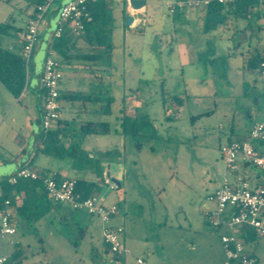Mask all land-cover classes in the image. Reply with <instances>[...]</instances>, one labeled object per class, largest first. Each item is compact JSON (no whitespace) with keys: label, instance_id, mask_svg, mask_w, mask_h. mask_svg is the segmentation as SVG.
I'll list each match as a JSON object with an SVG mask.
<instances>
[{"label":"rangeland","instance_id":"obj_1","mask_svg":"<svg viewBox=\"0 0 264 264\" xmlns=\"http://www.w3.org/2000/svg\"><path fill=\"white\" fill-rule=\"evenodd\" d=\"M61 1L56 0L54 8ZM33 9L27 0H0V23L13 27L10 36L0 37V46H21ZM47 18L48 15L39 29L36 48ZM145 19L144 28L132 29L125 21L123 28L115 31L112 62L117 102L108 118L111 130L108 134L87 136L83 143V148L94 157L98 152L114 148L121 152V166L116 163L119 160L108 162L111 169L107 168L108 164L104 166L105 178L94 180L91 195L103 205L117 206L115 219L124 228L122 240L131 253L115 260L104 252L97 218L85 213L92 223L87 234L80 237L78 231L68 230L69 242L62 240L58 246H25L27 258L34 253L46 258L48 264H136V257L144 258L147 264H223L225 260L221 243L223 231L212 229L204 213L207 205L213 206L208 197L220 186L225 174L221 147L228 140L240 139L252 124L264 123V85L258 76L242 68V54L247 53L248 46L240 42L237 31L242 27L249 31V26L255 23L237 18L233 19L231 30L221 26L202 34L196 21L174 25L165 5L160 3L152 8L150 1ZM259 31L264 38V27ZM251 40L252 46H256V40ZM78 50L95 52L82 40L78 41ZM35 58L34 48L31 60L25 65L26 83L21 100H16L17 97L9 92L13 97L12 105L4 111L7 115L14 107L15 111L20 107L29 110V119L19 127H23L20 131L22 144L31 145L32 130L39 140L35 130L38 125L33 118L40 106L41 91L33 89L32 81L33 64L41 58ZM74 62L69 68L75 72L72 76L75 85L84 81L86 90L82 93L92 94L88 83H95L97 79L93 62ZM142 72L146 80L137 85L134 80ZM70 76L65 74L67 80ZM244 82L249 87L245 88ZM136 88L142 100L139 114L148 116L160 139L155 153L150 151L149 145L137 152L119 133L122 129L121 99L133 97ZM0 91L8 93L2 83ZM176 98L182 100L180 105ZM61 105L62 115H67L70 102L61 100ZM10 121L11 117L6 124ZM80 136L76 131L75 138ZM17 144L0 143L1 154L7 156V165H17L20 160ZM257 146L264 153V141ZM48 159L55 163L68 162L67 159ZM108 173L115 175L111 178L119 181L120 187L110 189ZM257 173L259 171L253 168L247 174L239 171L238 175L247 176L252 183ZM17 237L0 236V253L10 254L14 249L10 241L14 242ZM246 250H253L260 264H264V238H259L255 246H247Z\"/></svg>","mask_w":264,"mask_h":264},{"label":"crops","instance_id":"obj_2","mask_svg":"<svg viewBox=\"0 0 264 264\" xmlns=\"http://www.w3.org/2000/svg\"><path fill=\"white\" fill-rule=\"evenodd\" d=\"M144 1L146 2V4L143 8L139 10H132L129 7L127 0H114L115 28L112 34L113 50L111 52V62L110 63L93 62L94 67H92V69L94 70V75L97 77V79L95 83H92V82L88 83L89 90L93 91V93L85 94V95L92 96V101H74V102L68 101L70 102L69 112L67 113V115H62L63 113L61 112L59 125L61 129H65L66 131V132L64 131V134L62 135L63 143L66 146H68L71 141L76 140L78 142L79 141L82 142L81 145L83 148V143L87 136L83 138L84 136L81 134V136L83 137L80 136V137L75 138V134H76V131L78 133H82L81 127L85 125H88V124L95 125L94 129H96L95 131H97L98 134H94V135H104V134H101L100 130H98L99 129L98 125L100 123H107L109 127L111 126L110 123L108 122V118L112 116L114 112V107L117 102V94L113 90V87H117V84L113 76L114 67H113V62H112L113 61L112 55L114 54V51L116 48V45L114 43L115 31L118 30L119 28H123L124 22L127 20L128 16H131L133 18V23L131 26H129L130 28L137 29L140 26L144 28L147 25V21L145 17L148 14V1H150L152 8L158 7L161 3V5H165L166 9L168 10L167 5L169 3L174 2L175 0H144ZM64 2L65 0H62L48 14L47 24L43 28V31H42L43 34H42L41 42L38 44L37 48L35 47V56H36L35 60L39 59V57L41 58L39 62L35 61V63L33 64V72L35 75L32 81L33 89L39 88L41 91L40 99H39L40 106L38 107V110L36 111V113H34V118H33L35 119L38 125L35 127V130L36 132L38 131V133H40V130H41L40 128L42 126V103H43V94H44V91L41 87V77H42L45 60L50 55V53H52L51 51H49V43H50V40L52 39L53 32L57 28L58 8ZM249 12H250V18L248 19L244 18V19L249 20V21L251 20V23L254 22L255 25L253 27H251L250 25L249 31L245 27L237 29L238 35L240 37V42L248 46L247 53L242 54V63H241L242 68L246 70H248L247 61H248L249 54H258L259 59L264 60V38L261 36L260 31H259L264 27V4H260V3L255 4L254 6L249 8ZM168 13L174 25L175 24L183 25L184 23L187 24L189 22H195V21L199 25L201 22L199 11L189 10V11L180 13L179 19L176 22L173 21V16L170 14L169 10H168ZM223 26L227 30L233 29V19L230 16H227ZM25 33L26 31L24 32L22 36L21 46L19 45L20 47L11 48V46H9L6 49L10 50L12 53H18L21 50L22 45L25 42L24 41ZM231 33L233 36L236 35V32L231 31ZM139 34H142V33L140 32ZM251 39L256 40L254 41V43H256V46L254 47L252 46L253 41ZM71 63L74 64L75 62L73 61ZM69 67L70 65L64 68L63 81L61 84V93H67V92L82 93L83 91L86 90V86H85L86 83L84 81H78L76 83L77 85H75V81L72 78L75 72ZM66 73H69V75H71L69 80H67L65 77ZM252 74L254 76H258L264 85V79L260 75L257 74V68L256 70L252 72ZM145 80L146 78H144V75L142 72L141 76L137 74V77L135 78L134 83L137 82L138 83L137 85H139L141 82ZM28 84H30L29 80H28ZM245 85L246 87H249V84L247 82H244V86ZM76 86L78 87L75 88ZM4 92L5 91H2V92L0 91V102L3 103V105H0V143L5 142V144L12 143L14 145L18 143L17 151L20 153L19 154L20 160L18 161L17 165H14L12 163L10 165L9 164L7 165L6 164L7 156L4 153L1 154V150H0V180L3 178H9L15 175L18 172V170H20L22 167H28L31 170L35 171L37 174L41 172H45L47 178L54 176L57 178L58 181H62L64 179H74V180L84 179L85 181H88V182H94V180L97 179L93 174L81 173V172H78L72 169L71 161L69 159H67L68 162L65 164L55 163V162L50 161V159L48 158H53V157L44 155L40 153L39 151H37V138L35 137V132L33 130H32V137L34 138H33L32 145L28 143L22 144V137H21L20 131L23 130V127L20 128L19 126L23 125V122L26 118L29 119V116L31 115V113L29 112V110H25V108L23 107H20L17 111H15L16 107H14L11 110L10 114L6 115L5 113L7 112V108L12 105L13 97L9 95V91L8 93H4ZM135 92L136 94L133 97H128L127 99L123 97L121 99L123 109L121 110V113L119 114V116L120 118H122L121 120L122 122L124 118H126L130 122L134 118H137L140 116L139 108L142 105V100L138 95L139 93L138 88L135 89ZM21 94L18 97V99L17 98L15 99L20 101ZM108 100L112 101L109 112H107V108H106ZM4 111L6 112L4 113ZM9 117H11L10 124H6L7 119ZM83 123H87V124H83ZM37 127H39V129ZM250 129L248 128V130H246L245 134H243V136L240 139L246 138L249 134ZM70 131H73V133H70ZM119 133L124 138V140H126V138L122 135V129H121V132ZM229 141L230 140H228V143ZM83 149L86 150L90 155L92 154L86 148H83ZM114 149L118 150L117 148H114ZM260 151L262 152V150ZM120 157L121 155L118 157L100 159L103 172H105L104 166L106 164H108L107 168L109 170L111 169V164H109L108 162H115V160H119L116 163L118 164V166H121L122 161H120ZM37 163L41 164V166H39L38 168H36ZM108 174L110 175V177H115V175H111L110 173ZM119 175L122 177L121 173ZM256 177L264 178V175H262L259 172L256 174L255 178ZM20 204H21V200H18L17 206H19ZM208 209H210V206L207 205L206 211ZM12 210L14 212L12 222L16 228V234L14 236L16 237L18 236V237L16 238L14 242L10 241V243L14 246V249L10 252V254L8 255L2 254V253L0 254L10 257L11 254L17 250L19 257L13 260L14 262L9 261L8 264H48V262H46V258H41V256L36 255L34 253L31 255V257L27 258L25 256L24 247L25 246L29 247L31 245L35 247L44 246L47 244H55L58 246L60 245V243H62L61 242L62 240H66L67 242H69V238L67 235L68 230H73V231L76 230L79 232V236L82 237L85 235V233L87 234L89 230L92 228V223H90V221L85 217L84 212L75 211L66 204L53 202L49 213L44 218H42L41 220L37 222H28L25 219H21L17 217L16 215V208L12 207ZM204 216H205V213H204ZM112 224L120 225V223L115 218L112 220ZM96 226H98L100 230V238L103 244L101 227H100V222L98 219H97ZM256 241H252L246 244L245 249H247V246H250V247L255 246ZM126 249L129 252L128 254H130L131 251L127 247ZM104 250L105 249H103V251ZM246 251L249 254L253 255L259 261V258L255 255V252H252L253 250L252 251L246 250ZM108 255L113 258V255L111 254H108ZM121 258L123 257H120V259ZM136 258H142V257H136ZM72 260H74V258Z\"/></svg>","mask_w":264,"mask_h":264},{"label":"built area","instance_id":"obj_3","mask_svg":"<svg viewBox=\"0 0 264 264\" xmlns=\"http://www.w3.org/2000/svg\"><path fill=\"white\" fill-rule=\"evenodd\" d=\"M97 0H67L58 8V24L53 36L58 38L67 27L76 36H80L85 23L91 21L88 5ZM264 4V0H246ZM56 0H45L37 7L34 17L28 21L24 36L23 58L25 65L31 60L33 50L39 37V29L44 18L54 9ZM129 4V0H127ZM212 0H175L167 5L171 15L176 12L199 11L210 5ZM227 5L234 0H217ZM64 66L55 55L50 53L44 63L41 77V87L44 91L42 103V127L53 130L57 127L62 110L61 84ZM257 73L264 79V60L257 68ZM264 141V124L256 122L249 134L242 140L231 141L221 147L220 152L225 162V174L220 187L208 197L213 205L205 212L206 223L214 230H222L224 264H260L259 261L245 249L241 235L246 230H252L259 238H264V178L256 177L251 183L247 176H238V172L249 173L256 168L264 175V154L257 147ZM39 180V175L28 167H22L8 178V183L15 185L19 180ZM44 186L49 198L54 203L66 204L75 211H81L96 217L100 222L102 240L113 256L124 257L129 252L123 243L124 228L113 225L112 220L118 214L116 205H103L96 197L81 198L76 193V180L64 179L57 181L55 177L44 180ZM111 190L116 185L111 183ZM14 212L10 202H5V208L0 212V236L9 238L16 234L12 219ZM9 257L0 254V264H7ZM136 264H146L143 258H136Z\"/></svg>","mask_w":264,"mask_h":264},{"label":"trees","instance_id":"obj_4","mask_svg":"<svg viewBox=\"0 0 264 264\" xmlns=\"http://www.w3.org/2000/svg\"><path fill=\"white\" fill-rule=\"evenodd\" d=\"M34 9L29 17L32 18L37 12V7L45 0H27ZM67 1V0H65ZM257 4V2L246 0H234V2L223 5L212 0L210 5L203 7L200 12V24L198 31L202 34H208L217 28L223 26L227 16L232 19L250 18L249 8ZM226 10V12H225ZM88 11L91 21L85 23V28L80 36H76L67 27L62 35L58 38L52 36L49 43V51H51L62 66L67 67L73 61L84 62H111V52L113 50L112 34L114 25V0H97L88 5ZM179 12L174 13L173 21L179 19ZM28 19V21H29ZM13 27L9 23H0V37L10 36ZM82 40L88 48L95 52L82 53L78 50V41ZM18 53H12L10 50L0 46V83L15 97H19L22 93L25 83V61L23 58V47ZM262 59L258 54H249L247 61V69L253 72L258 68ZM259 75V73H257ZM245 88L246 85L244 86ZM60 100L65 101H92V96L82 93H61ZM177 104L182 101L176 98ZM112 101L108 100L107 112L110 110ZM95 125L88 124L81 127L84 137L98 134ZM98 127L101 134H108L110 127L107 123H100ZM39 140H37V151L40 153L59 159H69L71 168L81 172L93 174L96 178L104 180L105 175L100 162L102 158H111L120 156V152L116 149L104 152H98L96 157L91 156L82 148L78 141H71L68 146L63 143L62 135L65 129H61L58 125L53 130H44L41 126ZM66 132V131H65ZM122 135L127 138L129 143L134 146L137 152H141L145 145H149L151 152L155 153L157 144L160 139L156 135V130L146 115H140L132 121L126 118L122 122ZM242 140V139H240ZM39 180H19L15 185L8 183V178L0 180V212L5 208V202L9 201L10 206L16 208V215L28 222H37L44 218L50 211L53 201L49 198L44 180L47 178L45 172L38 174ZM57 180V178L55 177ZM58 181V180H57ZM95 183L88 182L84 179L76 180L75 191L81 198H89L92 195ZM18 200L21 204L17 206ZM244 244L256 241L259 237L252 230H246L242 235ZM104 244V243H103ZM105 246V245H104ZM106 253L110 254V250L105 246ZM17 250L11 254L9 261L18 258ZM115 260L120 257L113 256ZM9 263V262H8ZM7 263V264H8ZM231 264H236L232 262Z\"/></svg>","mask_w":264,"mask_h":264},{"label":"water","instance_id":"obj_5","mask_svg":"<svg viewBox=\"0 0 264 264\" xmlns=\"http://www.w3.org/2000/svg\"><path fill=\"white\" fill-rule=\"evenodd\" d=\"M145 4H146V2L144 0H129V7L132 10H139V9L143 8L145 6ZM126 22H127L128 26H131L133 23V18L131 16H128ZM107 178L110 179L111 183L115 184L116 187L121 186L119 181H117L114 178H111L109 174L107 175Z\"/></svg>","mask_w":264,"mask_h":264}]
</instances>
